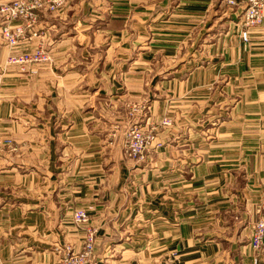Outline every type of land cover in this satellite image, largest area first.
Masks as SVG:
<instances>
[{
  "label": "crops",
  "instance_id": "crops-1",
  "mask_svg": "<svg viewBox=\"0 0 264 264\" xmlns=\"http://www.w3.org/2000/svg\"><path fill=\"white\" fill-rule=\"evenodd\" d=\"M13 1L0 0V264H59L89 228L95 264H264L250 247L264 11L244 42L243 0H20L42 4L12 50ZM36 47L46 61L9 64ZM135 126L153 135L142 161L124 153Z\"/></svg>",
  "mask_w": 264,
  "mask_h": 264
},
{
  "label": "built area",
  "instance_id": "built-area-1",
  "mask_svg": "<svg viewBox=\"0 0 264 264\" xmlns=\"http://www.w3.org/2000/svg\"><path fill=\"white\" fill-rule=\"evenodd\" d=\"M245 8L240 16L241 33L240 38L245 42L248 40L249 30L259 26L262 22L264 11V0H243ZM229 5H235L234 0H226ZM47 9L56 11L64 4V0H47ZM40 1H34L30 5L20 0H15L9 5L1 8L9 20L17 18L25 19V27H11L8 24L2 29L3 36L10 48H16L18 44L25 40L24 29H28L34 24L36 15L33 9L41 6ZM34 35V33H33ZM46 55L41 47H36L29 53H21L12 56L10 62L16 64H36L46 61ZM163 124L169 125L168 119L164 118ZM153 140V137L146 134L140 127H132L126 130L124 134L125 154L131 159L143 158V154ZM72 221L75 227H80L88 221L87 213L82 210H76L72 214ZM96 241V230L89 228L85 231L84 242L78 251L68 249L59 257V264H95L94 247ZM251 249L258 253L264 250V207L260 210L258 219L252 226L250 237Z\"/></svg>",
  "mask_w": 264,
  "mask_h": 264
},
{
  "label": "rangeland",
  "instance_id": "rangeland-1",
  "mask_svg": "<svg viewBox=\"0 0 264 264\" xmlns=\"http://www.w3.org/2000/svg\"><path fill=\"white\" fill-rule=\"evenodd\" d=\"M6 25V24H5ZM4 27V26H3ZM3 29V28H2ZM2 36H3V33H2ZM3 38H4V36H3ZM5 39V38H4ZM6 43H7V41H6ZM7 45H8V43H7ZM9 46V45H8ZM9 48H10V46H9ZM10 49H14V48H10ZM15 54H10L9 55V57H8V62H9V64H16V63H11L10 62V60H11V58H12V56H14ZM37 64V63H36ZM163 120H164V118L162 119V121H161V124L162 125H164L163 124ZM165 126V125H164ZM146 134H149V135H151L152 137H153V135H152V133H149V132H145ZM2 143H5V144H10L11 143V141H9V140H2L1 138H0V145L2 144ZM125 143V142H124ZM147 149H148V147H147ZM147 149H146V151H147ZM146 151L144 152V154H143V158L141 159V160H139V159H131L130 157H128L126 154V156L128 157V158H130L131 160H133V161H142V160H144V157H145V154H146ZM124 153H125V150H124Z\"/></svg>",
  "mask_w": 264,
  "mask_h": 264
}]
</instances>
